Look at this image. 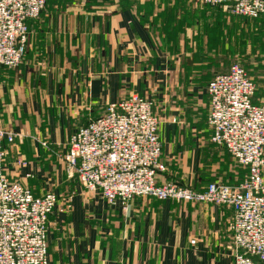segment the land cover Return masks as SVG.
I'll list each match as a JSON object with an SVG mask.
<instances>
[{
    "label": "crops",
    "instance_id": "1",
    "mask_svg": "<svg viewBox=\"0 0 264 264\" xmlns=\"http://www.w3.org/2000/svg\"><path fill=\"white\" fill-rule=\"evenodd\" d=\"M240 19L199 0H47L29 23L22 63L0 67V113L4 128L23 134L6 147L8 177L35 196L58 197L50 264H235L232 209L110 204L71 178L63 158L80 127L137 95L154 101L161 119L159 184H240L246 171L211 142L207 94L247 53ZM248 71L263 103L264 60Z\"/></svg>",
    "mask_w": 264,
    "mask_h": 264
},
{
    "label": "built area",
    "instance_id": "2",
    "mask_svg": "<svg viewBox=\"0 0 264 264\" xmlns=\"http://www.w3.org/2000/svg\"><path fill=\"white\" fill-rule=\"evenodd\" d=\"M46 4L47 0H0V67L20 66L29 23L40 17ZM199 5L221 7L241 19L264 16V0H199ZM256 88L239 63L217 75L207 88L211 142L247 172L236 186L212 183L196 191L175 182L159 184V175L166 171L161 163V119L154 101L137 95L108 105L101 117L76 131L63 158L68 175L124 208L135 198H149L232 209L235 264H264V103H254ZM22 138V133L3 127L0 113V264H50L48 221L58 197L52 192L35 196L6 172V147Z\"/></svg>",
    "mask_w": 264,
    "mask_h": 264
},
{
    "label": "rangeland",
    "instance_id": "3",
    "mask_svg": "<svg viewBox=\"0 0 264 264\" xmlns=\"http://www.w3.org/2000/svg\"><path fill=\"white\" fill-rule=\"evenodd\" d=\"M240 20L241 23L246 27L244 39L247 53L244 54L243 61L236 63H239L241 66H243L249 73V69H253L255 64L264 60V18L259 20ZM77 181H79L78 178Z\"/></svg>",
    "mask_w": 264,
    "mask_h": 264
},
{
    "label": "trees",
    "instance_id": "4",
    "mask_svg": "<svg viewBox=\"0 0 264 264\" xmlns=\"http://www.w3.org/2000/svg\"><path fill=\"white\" fill-rule=\"evenodd\" d=\"M262 18H264V16L263 17H261V18H259V19H262ZM259 19H257V20H259ZM249 74V73H248ZM249 76H250V74H249ZM251 77V76H250ZM252 78V77H251ZM252 80H253V78H252ZM254 81V80H253ZM210 83V82H209ZM209 85V84H208ZM207 88H208V86H207ZM207 94H208V92H207ZM257 88H256V94H255V96H254V98H253V101H254V103L255 104H262V103H257V101H256V98H257ZM208 97H209V95H208ZM264 103V102H263ZM234 160V159H233ZM236 163V162H235ZM240 167V166H239ZM241 168V167H240ZM241 169H243V168H241ZM244 170V169H243ZM246 174H247V172H246ZM246 177V176H245ZM179 184V183H178ZM181 185V184H180ZM183 186V185H182Z\"/></svg>",
    "mask_w": 264,
    "mask_h": 264
}]
</instances>
